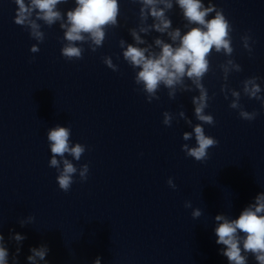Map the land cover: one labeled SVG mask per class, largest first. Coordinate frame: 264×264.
<instances>
[{"label":"clouds","instance_id":"obj_1","mask_svg":"<svg viewBox=\"0 0 264 264\" xmlns=\"http://www.w3.org/2000/svg\"><path fill=\"white\" fill-rule=\"evenodd\" d=\"M14 2L17 5L14 23L26 28L30 37L37 41V44H33L30 48L32 53L39 52L38 45L45 39V33L41 30L42 25L37 21H43L48 27L59 22V28L63 31L61 55L69 61L82 59L85 44L92 52H96L103 46L107 30L118 26L119 0H75V7L66 12V17L58 10L57 5L66 3L67 0H27V2L14 0ZM133 3L140 5L138 12L140 25L128 30L133 43H128L124 39L119 41L123 59L135 72L134 83L139 86L137 90L145 94L149 103L154 99H160L157 93L161 86L167 89L170 100L176 98L178 86L182 92L198 91V95L191 97V103L194 106L195 119L199 123L193 124L183 110L179 111L178 116L192 127L191 132L183 133L182 139L190 141L193 136L195 138V146L184 143L181 146L182 151L187 157L204 162L208 159V150L219 143L214 137L206 135L204 128V125L215 124L214 117L205 111L211 97L202 83L205 75L211 70L209 57L213 51L228 57L219 65L225 81L220 91L225 99L231 96L229 107L237 110L243 120L253 121L259 113L255 110L251 112L245 110L240 102L242 94L249 99L259 101L264 108V95H261L264 90L258 83L260 77L252 76L244 79L239 91L229 87L227 83L229 75L232 72H241L242 67L231 58L234 52L231 35L233 27L223 9L213 4L212 0H208L207 6L203 0H175L183 20L186 21L184 28L187 30L183 31V34L180 27H173V22L167 15L173 9V0H133ZM149 18L152 20L151 24L147 23ZM153 31L166 35L169 42L157 36L154 38L155 47L153 44H148L141 33L148 35ZM241 41L243 48L251 56L252 43H254L252 37L245 34L241 37ZM102 59L109 69L114 72L119 71L118 65L113 63L111 56H104ZM188 81L191 83L189 84ZM173 119L175 114L169 111L163 113L162 122L165 126L170 127ZM70 137L71 129L59 125L47 133L52 154L49 167L57 169L56 181L64 192L70 190L78 171L77 167L65 158V154L79 161L86 151V146L80 143L70 147ZM88 172V165H82L79 171L81 181L87 180ZM167 183L169 187L176 188L172 178H169ZM184 206L190 208L191 202L186 201ZM201 215L202 211L199 208L192 211L193 218ZM33 220L34 217L29 216L27 220L21 221V226L32 223ZM215 221L218 222L214 230L216 243L223 246L220 254L227 258L228 264H248L249 255L254 257L257 264H264V192L258 193L254 202L244 207L237 218L218 214L215 216ZM12 238L17 243L26 239L19 233H13ZM3 241L4 236L0 233V264H8L9 252ZM19 251L20 249L17 248V255ZM30 251L32 254L27 257L29 264H37L38 260L45 261L49 249L47 246H41L33 247ZM94 264H100L99 257Z\"/></svg>","mask_w":264,"mask_h":264}]
</instances>
